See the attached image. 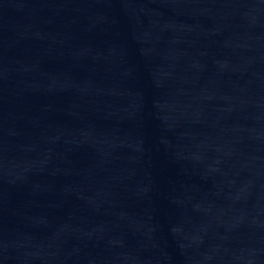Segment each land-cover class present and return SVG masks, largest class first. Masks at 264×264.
<instances>
[{"label":"water","instance_id":"water-1","mask_svg":"<svg viewBox=\"0 0 264 264\" xmlns=\"http://www.w3.org/2000/svg\"><path fill=\"white\" fill-rule=\"evenodd\" d=\"M0 264H264V0H0Z\"/></svg>","mask_w":264,"mask_h":264}]
</instances>
